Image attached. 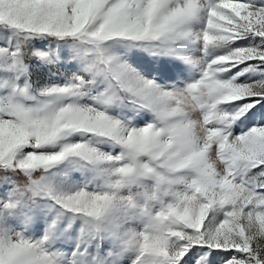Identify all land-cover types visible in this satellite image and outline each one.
Masks as SVG:
<instances>
[{"label": "snow or ice", "instance_id": "1", "mask_svg": "<svg viewBox=\"0 0 264 264\" xmlns=\"http://www.w3.org/2000/svg\"><path fill=\"white\" fill-rule=\"evenodd\" d=\"M0 264H264V0H0Z\"/></svg>", "mask_w": 264, "mask_h": 264}]
</instances>
